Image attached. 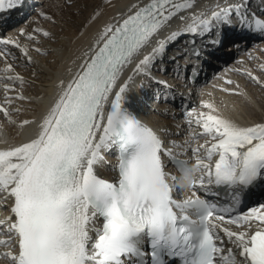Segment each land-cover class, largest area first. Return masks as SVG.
I'll return each mask as SVG.
<instances>
[{
    "label": "snow or ice",
    "instance_id": "snow-or-ice-1",
    "mask_svg": "<svg viewBox=\"0 0 264 264\" xmlns=\"http://www.w3.org/2000/svg\"><path fill=\"white\" fill-rule=\"evenodd\" d=\"M18 3L0 0V11ZM187 7L191 5L176 0H152L119 25L107 27L36 137L0 150V202L13 201L12 216L0 221V232L6 235L0 247L9 242L14 246L0 258L9 264H166L165 257L180 264H264V227L252 235L237 233L212 223L213 217L224 221L220 213L230 215L232 209H217L198 197L174 200L177 178L165 171L161 158L168 155L191 185L250 187L264 180V125L240 127L201 113L195 123L214 143L200 146L209 163L198 160L203 175L194 179L156 132L124 107L132 76L118 86L120 77L172 16ZM231 14L232 9H221L213 19ZM210 23L200 20L187 31L198 34V28L207 29ZM256 28L264 32V22L257 20ZM166 43L157 41L133 72L147 73ZM0 112L8 115L2 107ZM113 147L119 152L116 183L96 173ZM253 218L264 225V212L256 207L226 222L243 226ZM220 231L238 253L225 251ZM146 256L151 259L145 261Z\"/></svg>",
    "mask_w": 264,
    "mask_h": 264
},
{
    "label": "bare ground",
    "instance_id": "bare-ground-1",
    "mask_svg": "<svg viewBox=\"0 0 264 264\" xmlns=\"http://www.w3.org/2000/svg\"><path fill=\"white\" fill-rule=\"evenodd\" d=\"M23 1L24 12L33 11L32 20L20 23L0 36V107L8 113L6 116L0 112V150L19 146L36 137L40 123L97 46L99 36L107 27L116 25L149 0ZM239 2L242 0H179L177 3L190 4L191 7L172 16L141 56L128 66L118 82L119 86L132 76L125 99L131 101V106L141 118L148 120L161 133L167 144L186 153L193 166L198 160L207 163L205 149L200 146L214 143L210 137L202 134L203 129L195 123L201 113L218 116L240 127L264 125V117L258 114V111L264 113V38L255 40L253 46L234 57L233 46L240 41L231 40L241 36L242 26L231 17L212 22L206 31L212 34L220 32L215 34L216 39L210 40L213 38L209 37L207 44L198 47L203 55L198 62L207 67V73L209 67H216L217 77H209L206 84L192 90L189 96L192 103L197 105L189 108L181 117L176 109L154 101L159 90L152 86L153 79L162 76L154 71L157 63L153 62L147 73L135 74L133 68L144 54L156 47L157 41L168 42L173 33H182L190 24L208 19L218 10L234 8ZM40 3L42 5L38 6ZM222 20L226 23H222ZM225 25L230 30L224 29ZM164 54L161 56L163 61L169 60L170 52L167 50ZM220 62H224V65L220 66ZM24 121L30 123L24 125ZM192 139H195L193 143ZM104 157V163L97 166L96 173L100 178L109 180L114 175L111 172L114 159L109 158L107 153H104ZM105 166L108 170H105ZM12 204L11 198L0 202V221L12 216ZM253 230V227L247 229V226L232 229L249 235ZM0 239H6L4 232H0ZM226 243L235 249L234 244ZM9 250L14 251L11 242L0 247V255ZM0 264H9V261L0 258Z\"/></svg>",
    "mask_w": 264,
    "mask_h": 264
},
{
    "label": "rangeland",
    "instance_id": "rangeland-1",
    "mask_svg": "<svg viewBox=\"0 0 264 264\" xmlns=\"http://www.w3.org/2000/svg\"><path fill=\"white\" fill-rule=\"evenodd\" d=\"M41 5H42V3H40L38 6H41ZM30 15H31V16H30ZM32 15H33V11L27 13L23 18H21L19 21H17V23H15V24L9 26L7 29H5V30L3 31V33H2V36H4V35L7 33V31L13 29L15 26L19 25L20 23L23 24V23H25V22L27 23L29 20H32V18H31ZM26 20H27V21H26ZM213 78H214V77H213ZM258 78L261 79V80H263L260 76H258ZM207 81H209V79H208ZM207 81H206L205 83H203V84H206ZM203 84H202L201 86H203ZM196 105H197V103H193V105H192L191 107L194 108V107H196ZM258 114L261 115L262 117H264V113H263V112L261 113L260 111H258ZM192 143H193V142H192Z\"/></svg>",
    "mask_w": 264,
    "mask_h": 264
}]
</instances>
